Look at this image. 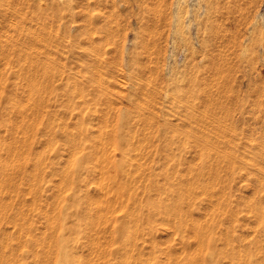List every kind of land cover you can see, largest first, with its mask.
<instances>
[{"label":"rangeland","instance_id":"obj_1","mask_svg":"<svg viewBox=\"0 0 264 264\" xmlns=\"http://www.w3.org/2000/svg\"><path fill=\"white\" fill-rule=\"evenodd\" d=\"M0 264H264V0H0Z\"/></svg>","mask_w":264,"mask_h":264}]
</instances>
